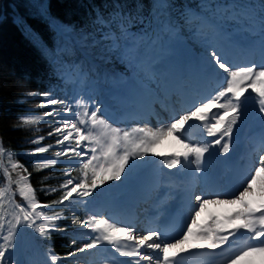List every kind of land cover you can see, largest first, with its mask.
Masks as SVG:
<instances>
[{
	"label": "snow or ice",
	"instance_id": "6c2138e0",
	"mask_svg": "<svg viewBox=\"0 0 264 264\" xmlns=\"http://www.w3.org/2000/svg\"><path fill=\"white\" fill-rule=\"evenodd\" d=\"M235 10L241 8V5L233 4L229 6ZM219 8V6H217ZM228 11V9H224ZM240 13L232 11L229 18L236 19ZM20 23L23 25L24 21L20 18ZM103 24L104 21H98ZM111 23V22H109ZM56 27L57 42L55 50L48 52L47 55L52 60V63L57 66V71L63 75H71L73 69L79 72L85 64L90 65L89 71L96 72L98 68L110 57L115 56L122 62L127 63L131 73L134 71L139 75H145V71H152V65L156 63L151 59L149 53L152 49L162 47L161 34L159 30H154L152 33L145 32L141 38V43L137 44L135 41L129 42L125 40L123 44H117L115 38L111 45H101L100 41L96 40L94 34L84 31L73 32L72 29L64 26L54 25ZM261 27L264 28V19L261 20ZM155 37V38H153ZM109 38V34L105 33V39ZM79 53L83 59L79 65L73 64L66 66L63 64L66 55L75 56ZM99 61V63H94ZM214 68H218L226 73L225 80L227 86L219 91L215 97L207 99L198 106L185 111L183 114H177L172 117L171 123L163 130L157 132H146L143 128L135 129V131L143 132L142 137L136 138L128 131H123L120 128H111L109 139L103 140L92 134L91 129L85 128L82 130L80 126L91 122L92 125L103 124L106 128L110 125L104 118L102 107L97 106L91 110L90 114L87 109L82 118L81 114H77L75 122H69L68 117H59V113H69L72 107L66 101L53 98L48 93H44V98L48 105L63 104L61 109H52L46 113V116H56L62 119L63 127H53V131L48 135L53 134L62 137L56 140L57 145H64V151H58L57 157L65 156L71 153L75 157H83L86 162L82 164L83 177L78 181L71 178L69 173H65L68 177L60 185L63 195L59 200H53L51 204L39 205L32 193V189L25 184L20 189V195L28 201V208H20L22 213V220L18 217V223L34 228L41 235H46L44 225L37 223V220H45L47 218L46 209L52 208L54 205L71 204L74 197L85 198L96 195L97 190H102L101 186L109 181H118L122 179V174L127 172L130 161H136L137 158H143L148 153L153 152L155 145L160 141L164 135H174L177 138V143L181 145V151L171 154L170 157L164 158V164L167 169L171 170L176 167H181L185 164L196 165L195 171H201V165L205 158V153L208 151V146L204 144L188 143L181 139L178 133L186 129V126L192 121V118L202 122L208 137H217L211 143L212 145L220 146V152L227 154L230 151V143L225 142L226 137H230L234 131V125L237 124L238 117L241 115L242 98L248 89L251 92L257 93L260 97L259 112L264 113V65H252L237 67L233 70L232 66L213 48L209 54V63ZM144 69L145 71H142ZM227 103H220V99L226 97ZM92 99L91 97H88ZM95 103V101H93ZM79 104L80 102L77 101ZM218 109L220 111H211ZM208 110V111H206ZM25 123H30L31 119L27 117H20ZM80 125V126H78ZM123 132L121 135L120 133ZM71 139L75 140V145L70 146L65 144ZM41 139H43L41 137ZM91 144L89 149L85 147L86 144ZM51 147V145H49ZM44 148H37V152H43ZM2 151V149H0ZM90 151V155L88 154ZM155 155L163 156V153H155ZM134 166V165H133ZM39 168L48 167L47 164H39ZM257 170L264 173V156L259 157V166L255 167L254 172L249 173L246 182H242V190L232 196L230 199H208L202 198L201 195H195V201L198 202L199 210L195 211V215L191 219V223L187 225L186 232L182 237L176 239L174 243H167L162 239V234L155 230H149L147 234L135 235V230L130 225L124 227H117L115 223H109L107 219H94L92 215L87 220L78 221L72 220L73 225H80L81 228L91 229L92 233H99L91 240L77 245V241H71L72 251L68 253V258H72L87 250L95 249L107 242L116 252L122 256L138 257L135 262L127 261V264H141L142 261H147L148 264H177L173 258L180 253L187 251L189 248L207 247L216 249L222 245L228 244L236 237L241 230H244L246 240L243 243L241 252L249 257H254L255 252L264 250V189H261V200L257 203L249 197L254 194L252 177L257 175ZM25 179H27L25 177ZM51 191H57L52 189ZM219 197V196H217ZM209 204H226L234 205L235 207L230 214L223 217L214 216L211 218L209 224H212V229H206L207 225H198V218ZM87 207V204H85ZM30 209V210H29ZM55 217L59 219L61 213H54ZM95 215V213L93 214ZM3 223V217H0V224ZM208 224V225H209ZM51 227H58L55 222L51 223ZM198 229V230H197ZM204 230L208 231L206 236L200 235ZM12 230H9L7 236L3 239L5 244L9 247H14L11 243ZM155 237V238H154ZM123 242H133L128 251H122ZM155 250V260L153 257L143 252V248ZM160 253L163 254L161 260ZM241 253H234L228 257L230 264H235V260L240 258ZM6 258V250L4 245H0V264ZM51 264H62L56 256H52Z\"/></svg>",
	"mask_w": 264,
	"mask_h": 264
},
{
	"label": "trees",
	"instance_id": "16d2710c",
	"mask_svg": "<svg viewBox=\"0 0 264 264\" xmlns=\"http://www.w3.org/2000/svg\"><path fill=\"white\" fill-rule=\"evenodd\" d=\"M185 1L168 0L181 7ZM118 2L120 0H0V142L3 155L11 154L18 160L21 173L27 169L36 197L48 204L59 198L58 191L51 190L59 184L61 172L54 168L57 163L45 156L46 150L36 151L39 144L34 138L43 130L39 131L32 122L25 123L20 119L40 111L38 107H33L35 99L30 98L28 90L41 92L61 88L58 83L60 72L47 55L54 51V45L46 29L50 26V19L55 18L93 33L94 26L88 24H93L92 18L116 10ZM125 2L121 9L128 18L138 28L144 26L150 0ZM259 2L264 4L263 0ZM169 13L174 20L180 19L179 13ZM20 18L24 21L23 25ZM63 64L69 66L65 58ZM21 79L28 81L26 90L19 86ZM39 164H47L48 167L39 168ZM3 183L4 177L0 172V187ZM15 198L23 201L17 193ZM49 210L57 209L52 206ZM57 226L49 230L43 241L53 252L63 256L72 251L73 239L64 220H59Z\"/></svg>",
	"mask_w": 264,
	"mask_h": 264
},
{
	"label": "bare ground",
	"instance_id": "6f19581e",
	"mask_svg": "<svg viewBox=\"0 0 264 264\" xmlns=\"http://www.w3.org/2000/svg\"><path fill=\"white\" fill-rule=\"evenodd\" d=\"M158 1H163V0H158ZM192 19L196 20V19H198V17L195 16V17L191 18L190 21H193ZM202 25L203 26L198 28L200 33H204L208 28V26H206L205 24H202ZM60 26H62V25H60ZM64 27H67V26L64 25ZM73 32H75V31H73ZM223 35H224V32L222 30L216 29L214 31V33L211 35L210 44H213V43L214 44L215 43L220 44L221 43L220 45H222V42H223L222 36ZM213 39H215V40H213ZM214 44L211 45L212 49L214 48ZM222 50H223V52H226L228 56H231L235 60H238V58H240V56L237 55V53H236L237 51L238 52L242 51L245 54L249 55V52L251 50H253L254 53H256V58L260 59V58L264 57V39L258 38L255 40V42H251L248 39L246 40L245 38H241L238 36V37H235L234 39H232L231 43L226 44L224 47H222ZM183 53L189 54L191 59H193L197 63V68H195L191 71L190 70H188V71H189V73L196 75L199 79L202 78L203 76L207 75V74L209 75V74L215 72V68L212 66L214 64V62H212L211 64L209 63V54L207 53V51L205 49L198 50L193 45H191V43L188 40L183 39L182 42L180 43L179 47L176 50V55L182 56V55H184ZM77 54H79V53H77ZM247 55H245V56L248 57ZM177 56L176 57L174 55L166 56V59L164 61L166 63V66L168 67V71L167 72L162 71V74L165 77L164 79H166V77H170V76H172V78L174 77L175 68H176V61L179 62V60H180L181 62H184L183 59H180V57H177ZM82 59H83V57L78 55L77 61L80 62ZM95 62L98 63V61H95ZM157 64L159 65V62H157ZM244 65H246V62L239 63V64H237V66L235 68H233V70H236L237 67H242ZM199 66H200V68H199ZM201 66H202V68H201ZM100 68H101V66H100ZM100 68H98V69H100ZM218 73L227 75L226 73H223V71L220 69H218L217 74ZM88 74L90 75V82H89L90 85H91V83H92V85H97L96 88L99 90H100V88H103V90H105V88H107V87H111L113 90H117L119 87H127V90L129 92L133 93L134 89H132V87H137V89H139L145 93V96H139L140 102L143 104V103H146L149 99V91L146 88L147 86L146 85L141 86L140 84H137V82L135 81V79L137 81H139V79L142 78V76L139 74L131 76L134 81L130 82V80H132V79L126 78L124 81L120 82L119 84L113 83V85H111V83H109L107 81V79L109 77H111V75H109L110 73H108L107 71L103 70L100 72H98V71L89 72ZM101 77H102V80L99 82L98 79ZM79 78H81L80 75H78V79ZM186 79H188V78H186ZM142 80L145 81V79H142ZM145 82H146V84H150L149 87L151 89L154 88V83L153 82L149 83V79ZM188 85H189V79L186 80V83H182L180 85H174L173 83H172V85L167 84L166 89L168 90L169 95L165 98H162L164 106H160L159 103H155V106H157L159 108V114H161L162 116L160 115L159 118L154 121L155 124H153L154 126H153L152 132H157L158 130H163V128H165L167 126V124L165 122L172 120V117L168 113V111L170 109H172V107H175L177 110H180V111H184L186 109V107H182L177 103V97L175 95H172V94H177L178 90H180L184 93H187V92L191 93L192 91H189V90H192V89H189V88H191L192 85H189V88H188ZM200 85H201V88L205 87L203 84H200ZM86 88H87V86L83 89H86ZM199 88H200V86H199ZM94 89H95V87H94ZM185 91H187V92H185ZM103 97H107V93H105V91L103 92ZM242 99L244 101V104L242 105V107L240 109L241 115L238 117V120H237V122L239 123L238 129L239 128H245V126L250 125V126L255 127V129L256 128L260 129L262 131V133H264V113L259 112L260 97L258 96L257 93L251 92V90L248 89L245 93V97ZM219 102L223 103V101H219ZM154 114H158V112L155 111ZM151 116L153 117L154 115H151ZM59 117L60 118L68 117L69 122H75L76 116H73L72 112H69V113L60 112ZM57 120H58V118H57ZM59 120H62V119H59ZM59 120L57 121V123L60 122ZM61 123H62V121H61ZM57 126H59V125L57 124ZM95 126H98V124ZM95 126H94V128H96ZM130 126H131L132 130L143 128L145 131L148 132V130H149L148 126H150V123L149 124L148 123L134 124V125H130ZM60 127H63V123H62V125H60ZM80 127L82 128V126H80ZM119 128H125V127H119ZM166 135L161 137L160 141L155 145L153 152L148 153L143 158H140L139 161L136 163L138 175H133L132 176L133 182H130L127 184V187L130 188V192L127 194L126 199L137 192V189H136L137 187H138V189H141V188L146 189L149 186H151L152 183L156 180V169H155V167L157 165H160V164L165 165L163 162L165 157H170L171 154H174V151H181L182 150L181 145L179 143H177V141L175 139L172 140L168 136L166 137ZM65 144H69L70 146H74V139H70V141L65 142ZM262 146H264V144H260L258 147L262 148ZM61 148H62V150H64V145H61ZM155 153H163L164 155L158 156V155H155ZM88 154L90 155V151ZM66 155H68L67 161L69 162L67 164H69L70 166L75 165V164H77V162L79 160L84 159L83 157H75L71 153H67ZM207 156H208V154L206 153L204 160H207ZM258 163L259 162L255 161L250 166L249 171H248V175H249V173L254 172V168L256 167V164H258ZM4 166H5V163H4ZM193 166H196V165L193 164ZM6 167H7V165H6ZM68 170H70V168ZM70 173H72L71 170H70ZM189 174L193 177L200 175L199 173H197L195 171V169L190 170ZM124 181H129V180L125 179ZM253 181H254V185H253L254 194L251 197H249V199L258 203L262 198L260 190L264 189V173H262V172H260V170H258L257 175H255ZM133 185H135V186H133ZM123 186H125V185H123ZM3 188L6 189V186H4ZM199 190H200V187H199ZM107 192L110 193L111 191H107ZM202 194H205L204 196H208V199H217V198L230 199V198H224V197H220V196L219 197H217V196L210 197L209 192H207V193L202 192ZM124 201H125V199L117 197L118 203L123 204ZM37 203L43 207L42 202H37ZM138 204H139V208H141V206L143 205L141 202H138ZM12 206H13V204H12ZM190 207H191V209L194 207V208H196V210H199L198 202H196V201H193L191 203ZM235 207H237V206L226 205V204H209L205 207L204 211L201 213V215L206 214L205 217H203L202 219H199V218L198 219L201 222H204L205 220L211 221L213 213H215L218 217H223L224 215L230 214L231 211ZM101 210L104 211L105 209L102 208ZM18 217L22 220V213L20 212V208L17 209L15 207V225H14V229L12 230V237H11V243H12V245H14V247H9L8 245H7V247H5V249H7V252L9 251L10 254L12 255V259L9 262H5V260H4L2 262V264H20V263H23V261L25 259L26 235H25L24 225H21L20 223H18ZM206 228L210 229V225H207ZM79 233L80 234H86L83 230H80ZM84 236H86V235H84ZM36 245L38 247V244H36ZM35 250L37 251V248ZM91 250H93V249H91ZM91 250H87L86 251L87 253L86 252L80 253V254L74 256V258L76 259L77 257H80V256H89L88 254ZM143 252L148 254L149 256L153 257V260H155V251L154 250H151V249H148L145 247V248H143ZM257 252H260V251L259 250L256 251L255 252L256 256H254V257H249V256L244 255V254L240 255V258H237L235 260V264H249V262L251 264H261L258 257H257V254H258ZM50 254L51 253H43L42 254L41 252L38 251L37 257H35V258L29 257V264H51V258H52L51 255H54V254H51V255ZM136 259H138V257H136ZM81 264H84V263H81ZM142 264H148V262L143 261Z\"/></svg>",
	"mask_w": 264,
	"mask_h": 264
},
{
	"label": "rangeland",
	"instance_id": "374dc122",
	"mask_svg": "<svg viewBox=\"0 0 264 264\" xmlns=\"http://www.w3.org/2000/svg\"><path fill=\"white\" fill-rule=\"evenodd\" d=\"M223 1H225L226 3L230 2V0H223ZM245 1L247 2L248 0H245ZM253 1L247 2V4H245V5H241L242 7L240 8V10L242 12H244L245 14H248V11L251 10L252 6H253V8L255 7ZM225 2H221L219 4L218 2H214L213 0H211V1L210 0L209 1L208 0H186L184 6L181 7L180 5L175 6L174 3L168 2V0H165V3H161L158 0H150V7H146L147 8L146 14L149 15V17H150V19H149L150 21L149 22L154 27L155 24H157V22L159 20L158 19V12L160 10H162L163 13H167V10L173 11V12L179 13L180 16H181V14L185 13L186 11L188 13L195 12L194 11L195 7H202L203 9H205V11H207L212 16H214V18L216 20H218V22L222 23L223 25L227 24L229 26V30L233 34H234V31H236V33L240 34L242 32V30H243V32H244L243 34L247 35L248 33H247L246 29H245L246 26H247L246 23L240 24V23H236L235 22L236 20H234V19L228 20L226 18V14H224L221 11V9L217 10V9L220 8V5L223 6L225 4ZM118 3H119L118 4L119 6H118V8L116 10V15L117 16L119 15V10L121 9V7L126 5L125 4L126 3L125 0H120V2H118ZM217 6H219V8H217ZM262 10H264V6H263ZM112 12L113 11H110L109 14H111ZM188 13H187V15H188ZM166 18H170V15H168V17H166ZM92 19H93V21H92L93 24L91 25L90 23H88L89 26L90 27L94 26V28L101 34V37H102V39H98V37H95L96 40L100 41L101 45H108L107 43H102V42L107 40V39H105V33H106V31L110 32V29H105L103 26H101L102 25L101 23H98V21H104L103 24H108L109 22H111V21H109L108 16L102 15V16L98 17V15H95V17H93ZM182 21H184V20H182ZM244 22H246V21H244ZM65 23L67 24V27H69L70 29H72L74 31V29H73L74 27H73V25L71 23H69V21H65ZM49 25L50 26L47 27V29H46V33L48 34V36L53 41L54 50H55L56 42H57L56 41V34L52 30L51 22H50ZM176 26L181 28L180 36L174 37L172 34H170L171 31L169 30V33L165 34V38L166 39H170L172 41L174 40L175 42H182L183 39H186L189 42H191L196 49H198V50L205 49L208 53H211V51L213 49L210 47V44L207 42L208 35H205V33H200L199 29H197L194 26V24H192V25L191 24H189V25L187 24V25L182 26L180 24V22L178 21L176 23ZM160 27H163V25H160L159 28ZM252 29H253V27L250 26V30H252ZM160 34H164V33L161 32ZM109 35H112V33L109 34ZM121 36L122 37H127L126 35H121ZM112 43H113V41L111 40L110 45ZM71 57H74V56L66 55L64 58L66 60H68ZM111 60L115 61L118 64L122 63L121 65H123V66H127V63L122 62L120 59L116 58L115 56H112ZM71 62L73 63V61H71ZM246 65L247 66H252L253 64H246ZM246 65H244V66H246ZM235 67L236 66H232V68H235ZM217 69L215 68V71ZM226 84H227V81H226ZM19 86L21 87V89L26 90L27 87H28V81L26 79H21V81L19 83ZM77 89H79V88L78 87H74V89H73V87L71 88L72 91H70V92H72L71 93L72 96H68L66 93L60 92V95H59L60 97L57 98V100L58 101L63 100V101L68 102V100L71 97L75 96V93H76ZM28 91H29L28 93L30 94V97H34V99H35L33 101V104L35 106L41 107V110L39 111L38 114H32L29 117L31 119V122L36 125V129L37 130H39V131L41 129L45 130L44 133H40V134H38L35 137L36 141L40 145L39 148H41V147L44 148L45 144H47L49 142L52 145H54V149L56 151H53V152L49 153L48 154V159L51 160L54 163L55 162H59L61 160H66V157L68 158V155L60 156V157L56 156V153L58 151H64V150H62L61 145H57L56 144V140L60 139L61 137H58L55 134H53L51 136L48 135L49 132L53 131V127L54 126L55 127H59V126H57V124L58 125H60V124L62 125V123H61L62 120L58 119L60 122L57 123L58 120H57V117L55 115L52 116V117L46 116V113L50 112L52 109L63 108L64 105L60 104V103H57L54 106V108H52L51 105H48L46 103V100H45L44 95H43L44 93L40 94L38 92H34V91H31V90H28ZM81 92H80L81 95L82 94H84V95L82 97H80V98H76L75 101H72V102L70 101V103H72L73 106H74L73 112H75V108H78L77 109V114H81L82 118L87 119L86 116H83V114L85 113V110L87 108L86 102L91 103L93 100L92 99L89 100L87 98V95L89 94L88 91H83L82 90ZM77 101H79L80 103L78 104ZM94 108H95V106L90 107L89 109H87L88 113L90 114L91 110H94ZM165 123L168 125L170 123V121H166ZM99 125L100 124H98V126H95V125H92L91 122H88L86 125L82 126V129L83 128L91 129L92 134L94 136H96V137H98L100 139H103V140H107V139H109V136H110V129L111 128H116L115 126H112V125H110V127H108V128H106L103 124H101L100 126ZM94 126L96 128H94ZM153 126L154 125L148 126V129L151 132L153 131ZM120 129H122L123 131H128L129 133H131L136 138L142 137L144 135L143 132H139V131H135L134 132L131 129L130 125L125 126V128H120ZM120 134L122 135L123 132H121ZM41 137L43 139H41ZM47 137H50L53 140H50V141L45 140ZM44 141H45V143H43ZM74 145H75V140H74ZM85 147L90 149L92 147V145L89 143V144H86ZM263 150H264V147H263ZM139 159L140 158H137L136 161H130V164H129V167L127 169V172L125 174H122V179L121 180L106 182L105 185L101 186L102 190H99V189L97 190L96 195L94 194L92 197L85 198L83 200L81 198L75 197L74 201L78 202V205H76L73 209L66 208L67 211H65V214L68 216L67 217L68 222H72L73 219H76V220H79V221H83V218L78 219L76 217V215H75V212L78 209L79 210H83L84 214L89 213V216L92 215L94 219H97V217H98L97 213H95V215H93L94 213L88 212L89 204L93 203L92 199L98 198L99 196H101V199L96 201V203H100L101 201H103L104 197H106V193H107L108 187H110L111 185H116V184L123 183L125 179H131V178H133L132 177L133 175H138L137 168H136V163L139 161ZM3 160H4V163H5V167L7 165L6 168H8L9 173L11 175V180H12V182L14 184V187H15L14 189H15L16 193L23 199V202L21 203V205L24 206V207L22 206L23 208L27 209L28 208V201L25 200L20 195V189L23 188L25 186V184H27V186L30 187L29 186L30 185L29 181L27 179H25V177L27 178V174H26V172L25 173H21L18 170V164L12 158V156L10 154L4 155L3 156ZM84 162H86L85 158L83 160H79L77 162V164H75V165H71V166L69 165L70 166L69 168L72 171V175L74 177H76L77 179H80V178L83 177L82 164ZM256 162H259V160L256 161ZM37 164H38V162H37ZM257 166H259V163L256 164V167ZM65 167H67V166H65ZM54 168H56V167H54ZM63 171H64V174L66 172L68 173V170H63ZM254 177L255 176L252 177V180H254ZM63 182H64V180H61L59 185H58V187H60V185L63 184ZM244 182H246V180ZM3 187H4V185H2L0 187V217H3V223L0 224V245H4L5 247H7V244H5V241H4L3 237L8 235L9 230H13L14 229V225H15V208L12 206L8 190L4 189ZM241 187H242V185H241ZM241 187H240V190H242ZM53 189H55V188H53ZM58 191H59L58 192L59 193V198L57 200H59L62 197V195H63L62 190L59 189ZM230 198H232V197H230ZM42 202H43L42 203L43 205H49L45 201H42ZM85 204H87V207H85ZM64 205H70V204L65 203ZM64 205H54V206L61 207V206H64ZM37 223H39L41 225H44V231L46 233H47L48 229L51 227V224H49V223L44 224L41 220H38ZM24 230H25V235H26L25 259H24L23 263H20V264H29V257H32V258L37 257V252L38 251L41 252L42 254L43 253H49V252L51 254L53 253L46 245H44L43 236L39 232H37L34 228H30L27 225H24ZM73 230H75V228H71L70 229V236H71V238L75 239V236H78V232L73 231ZM77 243H78V241H77ZM36 244H38V247H37ZM36 248H37V251L35 250ZM5 250H6L5 262H9L12 259V255L10 254L9 251L7 252V249H5ZM259 251L260 252H257L258 253L257 257H258L260 263L264 264V250H259ZM51 256H54V255H51ZM56 257L58 258V260L62 261V264H80V263H84V264H107L105 262H99V261L95 260L96 256L93 255V254L89 255V256H80V257H77L76 259L74 257H72V258H68V257L61 258L59 256H56ZM249 264H251V263L249 262Z\"/></svg>",
	"mask_w": 264,
	"mask_h": 264
},
{
	"label": "water",
	"instance_id": "95a60500",
	"mask_svg": "<svg viewBox=\"0 0 264 264\" xmlns=\"http://www.w3.org/2000/svg\"><path fill=\"white\" fill-rule=\"evenodd\" d=\"M0 147H2V146H1V143H0ZM0 168H1L2 172H3L4 177H5V185H6L7 189H8V192H9V196H10L11 202L14 204V206H15L17 209H19V207H17V205H19V204H18L17 201L15 200V191L13 190V188H12V186H11L10 176H9V174H8V172H7V169H6L5 166L3 165V160H2V158H0ZM19 206H20V205H19Z\"/></svg>",
	"mask_w": 264,
	"mask_h": 264
}]
</instances>
